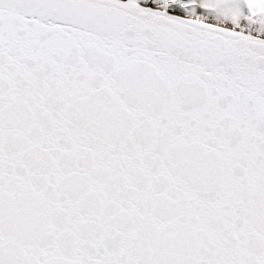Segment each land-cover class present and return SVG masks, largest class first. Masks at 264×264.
<instances>
[{
	"label": "snow or ice",
	"instance_id": "6c2138e0",
	"mask_svg": "<svg viewBox=\"0 0 264 264\" xmlns=\"http://www.w3.org/2000/svg\"><path fill=\"white\" fill-rule=\"evenodd\" d=\"M0 264H264V0H0Z\"/></svg>",
	"mask_w": 264,
	"mask_h": 264
}]
</instances>
